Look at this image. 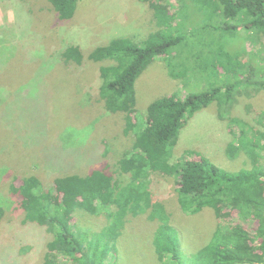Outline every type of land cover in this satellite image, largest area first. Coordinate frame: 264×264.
I'll return each mask as SVG.
<instances>
[{
  "label": "trees",
  "instance_id": "obj_1",
  "mask_svg": "<svg viewBox=\"0 0 264 264\" xmlns=\"http://www.w3.org/2000/svg\"><path fill=\"white\" fill-rule=\"evenodd\" d=\"M78 1L47 0V4L61 20H68L73 17ZM138 1L150 9L144 36L139 40L114 37L106 44L95 46L88 55V59L98 65V91L104 108L123 116L124 134H130L131 138L130 147L123 150L116 168L110 171L105 166L89 170L85 175L73 172L58 175L48 187L29 170V173L14 176L13 183L9 184L18 206L24 211V221L44 227L51 235L41 264H117V240L128 219L145 213L149 220L157 221L149 239L157 264H264V167L260 162L264 133L247 127L254 130L248 133L244 128L248 126L246 122L230 118L231 123L242 127L238 136L228 143L226 154L235 159L242 152L247 159L244 167L237 171L221 169L190 149L185 150L177 162H170L178 130L193 113L217 100L222 91L229 94L230 88H224L227 80L232 88L244 81L245 86L254 84L257 89L264 88V61L250 62L257 53L243 59L239 51L231 55L225 44L226 33L235 35L236 31L249 29L254 32H247L249 39L264 46V0H194L195 8L191 13L186 7L189 0H180V6L172 11L164 0ZM207 18L208 22H213L211 26L204 25L209 32L199 35L206 37L204 34L209 33L211 44L206 46L202 41L203 47H193L195 54L189 59L188 51L181 47L188 34L193 41V36H199L193 24ZM186 22H189L188 29L183 33L181 27ZM184 52L186 56L180 57ZM213 54L223 59L222 67L213 64L210 58L203 61ZM226 56L230 57L228 62L224 61ZM58 57L62 64L73 67L81 66L84 61L80 47L75 44L65 46ZM157 57L175 79L188 72L193 76L202 72L201 77L208 78L215 70L221 80L215 83L209 79L208 90L187 92L183 98L175 92L160 96L145 112L137 113L135 80ZM200 60L204 62L203 67ZM36 65L42 64L36 62ZM219 72L225 74L220 77ZM220 102L226 104L225 100ZM188 154L199 158L188 159ZM6 157L2 158L4 166L0 169L9 173L12 166L5 162L11 159H4ZM34 163L27 164L29 169ZM157 175L176 177L174 191L182 212L195 214L204 207L214 212L217 225L211 239L190 256L180 252L178 231L169 223L168 213L161 203L154 200L150 182ZM233 210L241 220L253 222V233L245 225L228 220ZM79 213L103 215L106 223L99 230L83 231L73 222ZM2 214L0 208V219Z\"/></svg>",
  "mask_w": 264,
  "mask_h": 264
},
{
  "label": "rangeland",
  "instance_id": "obj_2",
  "mask_svg": "<svg viewBox=\"0 0 264 264\" xmlns=\"http://www.w3.org/2000/svg\"><path fill=\"white\" fill-rule=\"evenodd\" d=\"M164 1L172 7L171 11L180 6V0ZM47 3V0H0V167L4 166V156L11 159L5 164L12 166L9 173L0 169V208L3 209L0 264H41L46 243L51 239L44 227L24 221V211L9 187L14 176L32 170L48 187L58 175L72 172L85 175L89 170L105 166L112 171L131 143L130 134H124L123 116L104 108L98 91V65L88 55L95 46L106 44L114 37L141 39L150 21V9L138 0H80L73 17L61 20ZM186 7L191 13L195 1L189 0ZM208 21L207 18L193 24L197 26L196 35L209 32L204 25L211 26L213 22ZM188 24L182 25L183 33ZM247 32L254 34L249 29L236 31L235 35L225 34L230 54L239 51L245 59L256 52L250 62L264 61L263 44L260 46L255 39H249ZM204 35L207 36H193V41L188 34L181 50L188 51L189 59L195 54L193 47L211 44L209 33ZM69 44L80 47L84 56L81 66L59 61L58 52ZM185 56L186 52L180 55ZM209 58L222 67L223 59L217 54L203 61ZM201 60L199 64L203 67ZM229 60V56L224 58L226 62ZM36 62L42 65L39 67ZM212 72L208 78H202V72H198L200 76L188 72L175 79L169 75L164 62L155 58L134 83L137 113L145 112L154 99L163 95L175 92L183 98L187 92L208 90L209 79L215 83L221 80L217 71ZM224 74L218 73L220 77ZM229 82L224 83V88H230L229 94L222 91L217 100L193 113L178 130L177 142L171 149V163L190 149L226 171L244 167V153L235 159L226 154L228 143L238 136L242 127L231 123L230 118L246 122V130L252 127L264 133V88L257 89L254 84L245 86V81L232 88ZM220 100L226 104L219 103ZM186 158L199 157L188 154ZM29 162H35L31 169ZM260 162L264 167V152ZM175 184L176 177L157 175L152 178L150 188L154 200L161 203L169 223L178 231L180 252L190 256L209 242L217 220L210 207L195 214L182 212L176 201ZM228 220L245 225L250 233L254 231L253 222L241 220L236 210L231 211ZM73 222L79 229L91 231L103 227L106 219L103 215L79 213ZM156 225L157 221L149 220L147 213L129 218L117 240V264H157L149 241Z\"/></svg>",
  "mask_w": 264,
  "mask_h": 264
}]
</instances>
